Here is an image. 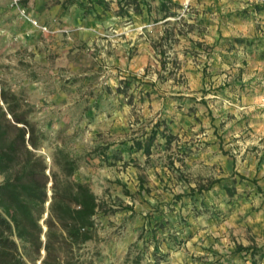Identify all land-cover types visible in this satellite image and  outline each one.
Returning <instances> with one entry per match:
<instances>
[{"label":"rangeland","instance_id":"obj_1","mask_svg":"<svg viewBox=\"0 0 264 264\" xmlns=\"http://www.w3.org/2000/svg\"><path fill=\"white\" fill-rule=\"evenodd\" d=\"M106 1L108 11L93 0H23L44 31L0 0L1 83L32 105L41 152L66 145L80 159L75 178L105 202L88 247L103 262L264 264V195L238 177L232 184L227 166L235 160L250 177L257 170L264 187V0H175L171 21L184 16L188 33L167 49L180 62L171 74L152 46L165 26L146 13L119 15L118 0ZM158 122L178 139L168 149L160 139L148 161L134 139ZM177 167L193 185L226 179L192 197ZM205 229L224 235L195 254L192 238ZM176 237L185 243L177 247Z\"/></svg>","mask_w":264,"mask_h":264},{"label":"trees","instance_id":"obj_2","mask_svg":"<svg viewBox=\"0 0 264 264\" xmlns=\"http://www.w3.org/2000/svg\"><path fill=\"white\" fill-rule=\"evenodd\" d=\"M93 1L103 10H110L108 1ZM117 4L119 15L132 18L133 14L146 13L153 22L165 26L160 38L152 43L161 55L158 64L162 69H168L169 73L173 66L180 69L179 59L175 57L169 61L171 57L167 55V49L174 45L171 42L179 41L180 36L188 33L181 27L187 24L184 16L171 21L179 14L176 10L179 4L175 0H118ZM170 64L172 67H169ZM162 78L176 80L173 75H162ZM118 91L126 92L121 87ZM32 112V105L23 95L0 81V175L3 176L0 181V264H33L39 259L43 264H61L64 252L70 253L73 259L64 261V264H79L75 249L94 239L97 231L95 219L105 202L100 200L90 183L75 178L81 166L80 159L66 145H55L50 156L41 152L45 137L31 119ZM160 139L164 140L168 149L178 135L167 124L162 128L161 122H158L145 136L134 139V147L150 161L156 145L162 144ZM170 161L174 166L172 157ZM185 164L183 161L182 165ZM177 169V180L188 184L192 197L204 194L226 179L200 177L193 185L190 179L185 178L182 169ZM231 176L232 184L237 182L238 177V182H252L264 195L257 177L247 176L235 169ZM140 187L145 188L143 183ZM224 188L230 196L237 192L231 184ZM183 196L179 194L177 198ZM114 211L111 209L109 212ZM45 214L48 215L45 217ZM175 242L177 247L185 243L177 237ZM245 248L249 247H239L240 250Z\"/></svg>","mask_w":264,"mask_h":264},{"label":"built area","instance_id":"obj_3","mask_svg":"<svg viewBox=\"0 0 264 264\" xmlns=\"http://www.w3.org/2000/svg\"><path fill=\"white\" fill-rule=\"evenodd\" d=\"M11 5L15 9H17V11L21 14V16L29 20L35 26L41 28L44 31L48 30L46 25L41 24L38 20L29 16V12L26 6L23 5V0H11ZM75 251H76V259L79 264H129V263H122L121 261H116L115 259H111L110 261H106V262L98 260L97 257L94 255V252L88 247V243L80 245L78 248L75 249ZM41 263L42 260H40V264ZM61 264H64V259H62Z\"/></svg>","mask_w":264,"mask_h":264},{"label":"crops","instance_id":"obj_4","mask_svg":"<svg viewBox=\"0 0 264 264\" xmlns=\"http://www.w3.org/2000/svg\"><path fill=\"white\" fill-rule=\"evenodd\" d=\"M247 96H245V98H246ZM258 97V96H257ZM257 97H255V100H256V98ZM253 100H254V97H253ZM245 102V101H244ZM241 108H245V106H243V107H241ZM246 125V124H245ZM248 125H249V127L250 126H254L253 127V130L256 132V130H257V128H256V122H254V121H252L251 120V122H248ZM260 129H262V130H264V125H262V126H260V127H258V130H260ZM264 133V132H263ZM261 137H259V139H260ZM223 145V144H222ZM220 147H221V143H220ZM223 150V149H222ZM224 152V151H223ZM253 162H256V158L254 157V161ZM228 166V168L229 169H235V170H237L238 172H240V173H243V174H245L244 173V171H239L238 169H237V166H235V160L234 161H232V163L231 164H229V165H227ZM247 166V165H246ZM258 166H259V164H258V162L256 163V169L258 168ZM243 170H246L244 167H243ZM257 170H256V172H254V176L255 177H257L258 178V176H256L257 175ZM246 175V174H245ZM253 176V177H254ZM259 184H260V181H259ZM261 185V184H260ZM262 186V185H261ZM263 189H264V187H262ZM217 232V231H216ZM216 234H221V235H224V233H223V231H220V233L218 232V233H213L212 234V231H208L207 229H205V230H201V231H196L195 232V234H194V237L192 238V241H193V243H192V246L190 247L191 248V250H192V252L194 251L195 252V254L196 253H200V252H207V251H210V249H214L215 250V245L214 244H217V243H215V240H214V238H216L217 237V235ZM223 237V236H222ZM218 241H220V240H218ZM178 255L180 256V254L178 253Z\"/></svg>","mask_w":264,"mask_h":264},{"label":"water","instance_id":"obj_5","mask_svg":"<svg viewBox=\"0 0 264 264\" xmlns=\"http://www.w3.org/2000/svg\"><path fill=\"white\" fill-rule=\"evenodd\" d=\"M49 203H47V205H48ZM48 214H45V217L47 216Z\"/></svg>","mask_w":264,"mask_h":264}]
</instances>
